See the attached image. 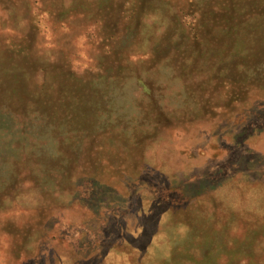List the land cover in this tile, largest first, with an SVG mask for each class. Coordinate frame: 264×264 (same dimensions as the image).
<instances>
[{
	"label": "rangeland",
	"instance_id": "374dc122",
	"mask_svg": "<svg viewBox=\"0 0 264 264\" xmlns=\"http://www.w3.org/2000/svg\"><path fill=\"white\" fill-rule=\"evenodd\" d=\"M84 112L113 117L49 138ZM153 215L181 231L136 236ZM143 243L264 264V0H0V264Z\"/></svg>",
	"mask_w": 264,
	"mask_h": 264
},
{
	"label": "trees",
	"instance_id": "16d2710c",
	"mask_svg": "<svg viewBox=\"0 0 264 264\" xmlns=\"http://www.w3.org/2000/svg\"><path fill=\"white\" fill-rule=\"evenodd\" d=\"M137 76L138 78H142L141 75ZM107 109L109 111V108ZM112 115L100 112L70 114L69 121L72 123V125H74V127L66 126L62 123L60 126L57 124L56 127L54 126L53 130L50 131L51 135H49V138H52L53 141L64 139L67 140L69 144H74L81 137H83L86 132L95 130V126L97 124L103 125L104 123L109 122L111 117H113ZM175 221V217L173 218L171 216L163 217L160 215H153L149 220L146 221L145 226L138 228L136 236H143L146 238L148 237L147 241L150 240V243L154 242L155 244L160 245L164 241L161 239V237H163L165 234H171L173 230L181 231V224H177ZM171 222L174 224V226H171L172 228L170 229H164L163 226L167 227V224ZM154 227H159V229L156 228L157 230L155 231L153 230ZM145 244L146 243L140 244L134 249H130L129 252L121 253L117 259V264H169L164 260H154L151 250L148 248V246H145Z\"/></svg>",
	"mask_w": 264,
	"mask_h": 264
}]
</instances>
